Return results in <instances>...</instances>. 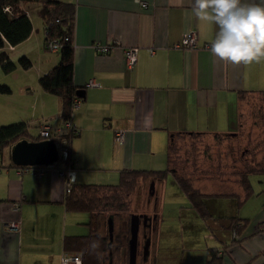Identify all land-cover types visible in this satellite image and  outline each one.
Returning <instances> with one entry per match:
<instances>
[{"label": "crops", "instance_id": "crops-1", "mask_svg": "<svg viewBox=\"0 0 264 264\" xmlns=\"http://www.w3.org/2000/svg\"><path fill=\"white\" fill-rule=\"evenodd\" d=\"M60 1L74 4L72 81L76 87L84 89V96L78 95V104L71 106L68 118L78 129L67 142L76 183L115 185L123 170L163 169L167 166L171 133H232L239 123V91L264 90V59L258 63L232 64L211 54L218 27L196 14L198 0ZM248 2L259 4L261 0ZM20 7L30 18L31 32L16 45L6 43L0 51H5L14 62L18 59H14L16 55L31 58L33 53L32 57L42 62L47 57L41 51L47 49L44 22L39 13L41 4L34 2ZM32 15L38 18L37 26ZM190 31L195 33L197 47H176ZM96 43L111 48L99 51ZM130 46L137 49L136 61L132 68H127L124 50ZM49 52L59 54V50ZM58 60L39 65L32 59L27 69L18 64L9 72L1 69L14 79L10 92L4 94L24 87L16 97L17 102L27 103L20 114L31 113L27 118L31 120L37 115V109L42 110L38 114L42 120L31 122L39 127L35 135L40 134L39 124L66 132V120L61 117L52 125L44 120L58 115L61 102L57 95L43 90L38 83L39 77ZM34 67L35 70L26 75ZM89 80L95 85H87ZM28 83L33 85L32 91L27 90ZM16 109L10 108L0 97V123H5L7 118H18ZM117 131L122 134L120 140L114 138ZM30 138L26 139L32 140ZM41 139L44 138L40 135L37 140ZM12 144L0 157V264H62L61 256L67 252L63 249L64 236L88 235L91 231L89 212L66 207L65 180L55 167L62 164L59 152L54 165L23 167L11 161ZM165 178L175 185V197L186 198L184 203L188 204L171 174L167 173ZM260 184L257 187L260 194L252 193L242 202L244 208L250 205L252 209L242 217L244 224L239 231L204 219L217 231L214 235L220 244L215 247L216 255L222 257L221 264H264V181ZM159 190L161 196L157 197L165 204L164 183ZM210 198L215 197L204 198V202L214 216L232 214L234 208H239L238 201L229 197L227 202L231 209L223 214L213 208L212 202L217 199ZM162 200L160 208L152 214L156 227L147 233L142 231L139 247L142 244L143 249L146 238L149 245L146 254L142 251L141 264H153L154 259L161 256L160 246L167 249L171 244L172 251L180 243L183 249L194 245L191 238L180 242L179 230L175 227L170 231L166 228L168 232L160 235ZM195 215H198L196 211L189 207L187 212L181 211V216L187 217L183 218L187 225ZM225 239H228L227 247L222 241ZM119 256L117 260L122 264L124 255L121 252ZM208 258L207 253L202 257L204 262ZM79 264L85 263L81 259Z\"/></svg>", "mask_w": 264, "mask_h": 264}, {"label": "trees", "instance_id": "trees-1", "mask_svg": "<svg viewBox=\"0 0 264 264\" xmlns=\"http://www.w3.org/2000/svg\"><path fill=\"white\" fill-rule=\"evenodd\" d=\"M34 2L41 4L39 13L44 22L45 41L57 39L62 43L58 52L59 60L52 68L39 77L38 83L43 90L60 98L59 114L62 120H67L71 116L73 100L79 98L77 94L79 88L72 81L74 4L60 0H0V49L6 43L16 45L29 36L32 24L28 14L20 6ZM17 64L27 69L31 66V61L26 55H20L17 62H14L5 51H0V67L4 72L13 70ZM0 92H10V87L4 83L0 84ZM238 107V128L232 133H171L166 154L167 166L163 169L123 170L119 182L115 185L76 183L74 181L65 197L66 207L70 210L88 211L90 215L88 224L91 226V231L88 235L84 236L65 235L63 238L64 251L79 253L82 262L85 264H108V252L112 254V262L115 255L121 252L128 256L127 240L129 237V227L125 226V220L123 219L126 207L120 198V192L126 186L131 185L137 177H151L153 181L154 179H163L169 172L170 154L175 150L174 146L181 137H195L201 134L216 137H235L247 127V124L253 128V125L264 119V90H240ZM248 116L253 118L252 123L247 121ZM55 129L53 128L52 132H57ZM61 135L66 137L67 140L72 136L69 132H61ZM25 137L37 140L40 139V134L35 136L29 134L28 124L25 121L0 124V157L3 150L10 144ZM258 137H260V141H264V133L260 132ZM70 163L73 167L71 152L68 153L64 166ZM59 166L61 165L57 164L55 167ZM216 167L220 173L212 176L215 183L207 186L210 188V191H203L198 183V179L192 181L191 177L181 175L177 168H173L172 172L175 175L174 180L178 187L188 199V205L198 215L208 222L217 221L222 226L227 225L237 232L244 224L239 223L241 219L232 216H214L207 209L204 198L231 197L235 198L238 203H242L251 194L249 175L252 173L264 174V159L261 158L258 161L252 162L246 165V167L238 169L235 173L226 171L219 164H216ZM173 174H171L172 177L174 176ZM109 215L113 216V222L114 218L121 219V223L117 227L113 223V236L111 240H109L107 229V218ZM130 215H128V219H130ZM209 226L212 228L210 224ZM123 246L124 249L122 248ZM227 246L229 244L224 242V247ZM216 250L217 247L207 249L209 258L205 264H221L222 257L216 255Z\"/></svg>", "mask_w": 264, "mask_h": 264}, {"label": "rangeland", "instance_id": "rangeland-1", "mask_svg": "<svg viewBox=\"0 0 264 264\" xmlns=\"http://www.w3.org/2000/svg\"><path fill=\"white\" fill-rule=\"evenodd\" d=\"M37 19L38 18L36 16L32 15V20L35 26L38 25ZM43 50L41 52L46 55V59L41 62L40 59H38L37 57H32V55L34 54L33 53L31 55V58H29L30 61L33 59L35 60L36 64L40 65L41 63L43 64L45 61L55 62L56 60H58L59 54H50V50H44L45 52ZM49 55H51V58H49ZM16 58H18V55L14 57V59ZM15 62L17 61L15 60ZM53 64L54 63H52V65ZM34 70L35 67L29 69L26 72V75H30V73H32ZM11 75L3 73L0 68V84L4 83L9 85V87L14 86V79H12ZM34 80L36 81V77H34ZM28 85L30 87L28 86L27 90L32 91L33 85L29 83ZM23 90L24 87H19V90L15 89L10 94H4L2 92L0 93V97L3 98V102L5 104H7L10 108H17L16 110L18 112L19 118H7L5 123L0 124L17 122L16 120L25 121L28 124L29 134L35 136V134L39 132V127H34L33 123L35 121L42 120L41 115H38L41 114L42 110L37 109L38 112H35L37 113V115L32 116L31 120L27 119L28 115L31 113H26L22 115L20 114V111L26 108L27 103L17 102L16 97ZM58 115L56 114L50 119L45 118L44 120H46L47 124L52 125V123L55 122V119L57 122L60 121V114L58 113ZM24 116L26 117L24 118ZM247 121L249 123H252L253 118L248 116ZM246 126L247 127L244 128L243 131L235 137H216L213 135L201 134L195 137L179 138L176 142V145L174 146L175 150L170 154L171 159L169 163L168 174H173L172 169L177 168L181 175L191 177L192 181L194 179H198V183L203 191H210V188L207 186L215 183L212 176L220 173L216 167V164L222 165L223 169L228 172L235 173L238 169H242L244 166L246 167V165H249L252 162L258 161L261 158L264 159V141H260V137H258L260 132L264 133V119L260 120L256 125H253V128L252 126H248V124ZM223 176L226 177L225 175ZM262 176V174L258 173H252L249 175V180L251 181V194H260V192L257 191V187L261 185L260 182L264 181V179L262 180ZM173 177L175 179V175ZM152 182L153 187L150 188V184ZM161 183H164L165 187V204H163V200L161 198V205L163 208V220L160 222V235L162 236L163 232L166 234L170 228L175 227L179 230L178 235L180 242L181 240L191 238L192 242H194V245L193 247H184L185 251L181 243L177 246H174L172 251H170V248L173 247V245L171 244H169L170 246H168L167 249L163 248V246H160L161 256L159 254L158 257L154 259L153 264H205L202 257L206 255L207 249L219 246L217 244H220L219 238L214 235V233L217 231L213 228L210 229V227L206 224L205 220L200 215H195L193 217V220L191 221V224L187 225V221H185L186 219H183L186 216L182 217L181 211L185 213L187 212L188 207H191L187 203H184L186 198L178 199L175 197V185L170 183L169 178L168 180H166L165 178V180L162 182L159 179H154L153 181L151 180V177H137L134 179L131 185L126 186V188L120 192V198L122 202L125 203L126 207L125 212L123 213L125 226L127 228L129 227L130 219H128V215L133 213L140 215L144 213L151 218L154 217V215L152 214H154L160 208L159 205L161 200L159 196H161V193H159V187L161 186ZM151 190H153V193H150ZM108 194H110V192H108ZM157 195L159 196L157 197ZM210 199H217L212 202V205L213 208L218 209V211H221V213L224 214L230 211L231 207L230 204L227 202V197H215ZM238 207L239 208H234L232 214L222 215V217H238L239 219H241L239 223H244V221L242 220L245 218L242 217L246 215V212H250L252 207L249 205L244 208V205L242 203H239ZM114 223L117 227L121 223V219L114 218ZM209 223L213 224L214 222L209 221ZM182 226L184 227L182 228ZM141 236L142 226L140 225L138 231V255L136 258V264H141L142 262V244L139 247V242L142 241ZM222 241L228 242V239ZM196 253L199 254L197 255ZM191 254H193V256ZM119 255H121V253L115 255L113 264H120L117 260V258L120 257ZM122 255H124V257H122V264H127V255L125 256V254L123 253Z\"/></svg>", "mask_w": 264, "mask_h": 264}, {"label": "clouds", "instance_id": "clouds-1", "mask_svg": "<svg viewBox=\"0 0 264 264\" xmlns=\"http://www.w3.org/2000/svg\"><path fill=\"white\" fill-rule=\"evenodd\" d=\"M196 14L218 27L211 54L232 64L264 59V0H198Z\"/></svg>", "mask_w": 264, "mask_h": 264}, {"label": "water", "instance_id": "water-1", "mask_svg": "<svg viewBox=\"0 0 264 264\" xmlns=\"http://www.w3.org/2000/svg\"><path fill=\"white\" fill-rule=\"evenodd\" d=\"M77 94L80 97L84 96V89H78ZM10 158L15 165L20 166H36L44 165L51 166L58 160V151L56 142L54 139H41V140H28L26 138H20L10 146ZM153 187V182L150 184V188ZM153 193V190L150 191ZM143 217L150 219L146 214H131L129 220V237L127 240V264H136V257L138 251V231H139V219ZM154 218V217H153ZM152 219V218H151ZM113 216L109 215L107 218V229L109 233V240L112 239L113 234ZM150 226V224H149ZM149 245V238H146L143 245V252L146 254ZM108 264H112V254H108Z\"/></svg>", "mask_w": 264, "mask_h": 264}, {"label": "built area", "instance_id": "built-area-1", "mask_svg": "<svg viewBox=\"0 0 264 264\" xmlns=\"http://www.w3.org/2000/svg\"><path fill=\"white\" fill-rule=\"evenodd\" d=\"M142 4H145L143 2ZM62 46V43L58 41L57 39H49L45 41V47L47 50L50 51H58ZM176 47H189V48H195L197 47V41H196V36L195 33L192 31L189 32V34L185 35L182 39L181 42L175 44ZM95 48L99 51H109L110 50V45L107 44H100L96 43ZM136 47L130 46L127 47L124 50L125 53V60H126V67L127 68H132L133 65L135 64L136 61ZM87 85H95L93 80H89L87 82ZM79 99L75 98L72 102V106H76L78 104ZM40 125V135L46 139V138H51L54 139L56 142V146L59 152V157H60V162L62 163L61 166L57 167L58 172L60 175L64 178L65 180V190L68 192L70 190L71 184L74 182V172H73V167L71 166V163L68 165L64 166V161L68 157V153L70 152V149L67 145V138L63 137L61 135V129L56 128L55 130L57 132H52V129L48 128L45 125ZM64 128L66 132H69L71 135H74L78 132L77 127L71 122V120H66L64 121ZM115 139H122V134L121 132L117 131L115 132L114 135ZM16 223H13V227H15ZM81 261L80 255L76 254H68V253H63L61 256V263L62 264H70V263H75L79 264Z\"/></svg>", "mask_w": 264, "mask_h": 264}, {"label": "flooded vegetation", "instance_id": "flooded-vegetation-1", "mask_svg": "<svg viewBox=\"0 0 264 264\" xmlns=\"http://www.w3.org/2000/svg\"><path fill=\"white\" fill-rule=\"evenodd\" d=\"M150 224V226H149ZM139 225L142 226V231L143 233H147L149 231V229H153L155 226V219H146L145 222L143 220V217H140L139 219ZM145 231V232H144Z\"/></svg>", "mask_w": 264, "mask_h": 264}, {"label": "bare ground", "instance_id": "bare-ground-1", "mask_svg": "<svg viewBox=\"0 0 264 264\" xmlns=\"http://www.w3.org/2000/svg\"><path fill=\"white\" fill-rule=\"evenodd\" d=\"M46 139H48V138H46Z\"/></svg>", "mask_w": 264, "mask_h": 264}]
</instances>
